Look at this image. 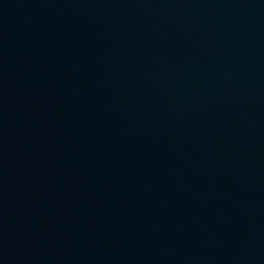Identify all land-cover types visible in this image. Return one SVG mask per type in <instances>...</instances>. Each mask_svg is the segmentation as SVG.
<instances>
[{
  "label": "water",
  "instance_id": "obj_1",
  "mask_svg": "<svg viewBox=\"0 0 264 264\" xmlns=\"http://www.w3.org/2000/svg\"><path fill=\"white\" fill-rule=\"evenodd\" d=\"M0 264H264V0H0Z\"/></svg>",
  "mask_w": 264,
  "mask_h": 264
}]
</instances>
